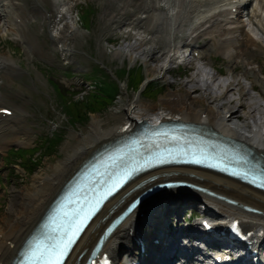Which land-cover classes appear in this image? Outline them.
Listing matches in <instances>:
<instances>
[{
	"label": "bare ground",
	"instance_id": "bare-ground-1",
	"mask_svg": "<svg viewBox=\"0 0 264 264\" xmlns=\"http://www.w3.org/2000/svg\"><path fill=\"white\" fill-rule=\"evenodd\" d=\"M251 1L249 0L247 5ZM257 3L261 6V11L264 12V0H257ZM38 4L40 5V3ZM247 5H241L236 0H107L104 3L105 7L101 15L103 22L117 25V23L124 24V21L128 20L127 23L137 26L138 29L142 28V31L149 35V37L141 36L140 40L138 39L139 42L136 41L139 47L146 46L143 47L146 50H141L144 55L143 60L145 66H147V71L154 70L160 74L161 66H158L157 63L164 56L168 55L167 53L170 50L174 49L176 43L194 46L195 49H198V52H202L200 58L208 57L207 63L213 67L214 65L211 63V57L209 56L210 53L214 52L217 54L222 52L227 63L225 73L227 79L223 84L222 82L217 83V87H221L222 85L223 91L219 96H216V94L209 96V85L205 82L197 84L198 79L196 77L201 68L198 67V70L195 71L193 67V70L190 71L192 74H189V79L183 82L184 86L190 83L191 88L180 92H166L160 99L161 107L154 111L147 109L145 107L146 103H141L139 100H131L125 103V106L115 116L114 123L109 127H103L101 119L92 116L88 132L73 137L75 142L68 141L66 155L53 166L51 173L34 177L31 186L24 191H19V195H16L10 201L11 203L7 211L11 213L10 218H7L8 221L4 222H2L3 217L0 218V264H9L16 249L23 242L24 237L39 220L46 205L52 200L58 189L74 172L77 166L89 154L99 149V146L103 143L121 136L128 128L132 129L138 123H155V120L166 117L191 121L211 131H216L223 137L226 136L241 142L251 149L258 159L260 158L264 161V123H258L257 120V123L255 120H251L250 123H244L245 117H250V114L256 108H259V102H244L242 101V97L244 98L245 95L251 93H249V89H253L257 91L256 93L261 100H264V77L260 78L259 76V73L263 74V68L258 63V55L264 52V23L258 7L252 5L249 8ZM23 7L20 0H0V21L11 25V27L16 26L20 37L26 41L27 38L24 34H29V32L26 31L25 33V29L23 28L26 17ZM244 7H247L243 15L247 16L248 24L251 23V26L255 27V30L257 29L261 34V39L259 40L252 37L253 35L251 36L245 30L246 27H243L244 21L240 18ZM34 9L36 8L33 7V11ZM139 13L141 15L138 16ZM17 17H20L19 22H17ZM64 18L66 17L62 14L58 22H64ZM47 19L49 23H57L55 20H51L50 17H47ZM66 30L64 27L60 28L57 40L58 42L63 41L62 46L65 50H69L70 47L67 46V40H71L74 37V30L72 32L70 30L67 32ZM127 37H130L129 33ZM124 39L126 40L127 38ZM137 47H133L132 49ZM4 59L1 56L0 68H5V65H12L11 62ZM152 62H154L153 66H151ZM254 63H256L257 67L252 66ZM237 65L244 66L241 75L248 79L245 80L249 81V86H246V83L243 84L244 81L241 82L239 79L233 77L232 73L238 67ZM202 66L205 67L206 65ZM186 72L187 70H185ZM207 73L209 74V72ZM229 76L230 78H228ZM199 89L202 90L203 101L208 97L210 99L213 97V99H209L210 102L206 103V105H201L190 96L191 91H198ZM2 96L0 92V100ZM216 98H218V101L222 100V102H216ZM0 108H3V106L0 105ZM137 108L138 110H136ZM7 118L20 120V118L24 117L20 112L15 116V113L12 111ZM2 121L3 117L0 114V122ZM17 122L15 120L13 123H8L5 129L13 132L12 134L18 133L21 130V124L19 121ZM3 133L6 132L0 126V139H2L0 145L8 142L2 138ZM14 137L17 139V135ZM14 137L9 141H16L13 139ZM152 174L155 175V178L150 183H146V186L156 183L162 180V178H167L168 180L185 179L202 187L205 186L214 193L227 196L235 200L236 203H231L216 195L213 196L194 188L169 187V189L150 197L147 200V204L145 202L136 207L108 236L107 240L103 243L102 251H108L113 258V264H145L148 260V253L151 250L156 251L153 256L154 259L150 261V264H154V261H156L155 264L169 263L170 258L166 256L167 252L165 248L169 250L170 246L165 245L164 248L160 245L171 241L175 237V235H172L173 233L179 232L180 234L198 237L202 235L195 233V229L193 230L184 226L180 228L175 227L173 230L174 225H182L179 222L182 208L194 207L197 204L205 207L204 211L206 213H218V217H216L217 223L226 222L227 217H236L241 222L239 223L245 231L252 232L248 238L250 239L248 244L249 250L244 257L238 256L240 251L230 247L229 244H224V241L219 238L215 241H209V244L214 249L220 251L223 258L222 264H248V261H251V258H248V253H251L253 256H259L262 259L261 264H264V194L262 192L216 172L187 166L160 168L146 173V175L138 178L135 182ZM135 182L124 186L109 201L104 203L102 209L91 219L86 229L80 235L79 240L71 249V253L65 264H70L82 249L87 251L82 255L81 260L85 257L89 251L88 248L95 239V235L103 225L101 222L102 216L108 214L109 210H112V213L109 215H113L114 211L119 207L118 205H120V199L124 191L134 185ZM146 186L143 188H146ZM186 194L190 195L191 198H185ZM166 195H169L168 199ZM130 196L132 195H128V197L125 195L122 199L129 198ZM242 204L250 205L258 209L259 212L247 211L241 207ZM200 206L198 207L202 209ZM139 211H143L141 216L137 214ZM137 236H140L141 240L140 243L135 244ZM155 240H157V243L154 244ZM203 243L208 245V241L206 240ZM121 248H124V253L127 255L124 261L118 258ZM132 250L135 252L133 253ZM176 250L178 248L172 246L168 252L172 254ZM252 250H255V252H251ZM161 255H163L162 259ZM252 264L255 263L252 262Z\"/></svg>",
	"mask_w": 264,
	"mask_h": 264
},
{
	"label": "rangeland",
	"instance_id": "rangeland-1",
	"mask_svg": "<svg viewBox=\"0 0 264 264\" xmlns=\"http://www.w3.org/2000/svg\"><path fill=\"white\" fill-rule=\"evenodd\" d=\"M34 1L35 0H20L22 7L24 5L26 6L23 7L24 12H26V17L24 19L25 26L23 28L25 29V33L26 31L29 32V34H24L27 38L26 41L20 37L19 30H16V26L11 27V25L0 21V58L2 56V59L5 58L12 64L10 66L5 65V68H0V92L3 95L0 100V105L11 108L15 116L20 112L24 117L22 119L20 118V120L7 118L0 123L1 129L3 128L4 132H6L3 133L2 138L8 141L5 142L4 145H0V218L3 217L2 222L8 221L11 216V213L7 212L11 203L10 201L14 199L16 195H19V191L21 192L29 188L34 177L51 173L53 166L66 155L68 141L73 142V137L88 132L92 116L101 119L100 121L103 127H109L114 123L115 116H117V113L125 106V103L131 100H139L141 103H146L147 105H145V107L150 111H154L161 107L160 99L166 92H180L191 88L190 83L184 86L183 82L189 79V74H192V72L187 71L185 73L182 66L178 68L175 67L172 62L168 61V57H164V60L162 59L157 63L158 66H161V70L159 71L160 74L154 70L147 71V66H145L143 60L144 55L142 53L143 49L146 50L143 47L146 46L143 45L141 48L136 41L139 42L141 36L148 37L149 35L142 31V28L138 29L137 26L127 23L128 20H125L124 24L117 23V25L103 22L101 15L105 7L104 3L107 0ZM60 1H62L63 4ZM38 3H40V5ZM82 5L87 6L92 12L89 17L90 24L88 26H84L85 24L81 22L80 12H78L79 6ZM250 5H256V0H252ZM33 7L36 8L34 11ZM62 14H64L66 18H64V22L59 23L58 20ZM139 15H141V13H139L138 16ZM261 16L264 23V15L261 14ZM47 17H50L51 20H55L57 23H49ZM17 19L20 20V17H17ZM62 26L65 30L67 29V32H69V30L70 32L74 30V37H72L71 40H67L68 45H66L70 47L69 50L64 49L62 46L63 41L58 42L57 40V35L60 28H63ZM245 30L249 31V33L253 35L252 37L261 39L260 32L257 31V29L255 30V27L251 26V24L247 23ZM128 33L130 37H127ZM124 38L127 39L125 40ZM133 47L137 48L132 49ZM210 57L214 67L210 64L208 65L207 59H203L202 62L205 63L203 65L206 66L197 73V84L199 85L203 82L207 83L210 90L209 96L215 94L219 96L223 91V86L217 87V83L222 82L223 84L227 79L225 74L227 63L222 52L217 55L210 53ZM258 61L259 65H261L260 67L263 68V74L259 73V76L263 78L264 52L258 55ZM96 62L100 64L103 70H96V76H100L104 80L116 79V76L118 77L117 71L119 68L128 70V68L131 69L140 65L142 66L143 77H158V79H154L157 84V89L151 92L149 96H146L140 94L138 91H134V89H130L126 85V79L119 77L118 94L109 108L98 112L90 111L86 122H70L68 121V116L65 115L64 111L61 109V104L58 103V98L54 92L52 82L55 81L71 90L83 91L77 92L74 95V99L81 98L82 95L86 94V92L92 88L89 86L90 80L89 82H84L83 80L85 74L94 72L95 67H93V65ZM153 65L154 62L151 63V66ZM237 66L238 67L235 68L232 73L233 77L239 79L241 82L244 81L243 84L246 83L245 85L249 86V81H246L248 79L241 75L244 66ZM252 66L257 67L256 63ZM215 70H220L222 74H218ZM207 72H209V74ZM228 78H230V76ZM256 92L257 91L253 89H249L250 94L245 95L244 98L242 97L243 100L241 99L244 102H259V108H256L255 111L250 114V117H245V124L250 123L251 120L264 123V100H261ZM190 96L201 105H206V103L213 99V97L211 99L208 97L203 101L201 89L198 91H191ZM217 99L218 98H216V102L218 101ZM220 101L222 102V100L218 102ZM136 110H138V108ZM15 120L16 123H18L17 121L20 122L21 130H19L18 133L12 134L8 129H5V127L8 123L15 122ZM260 120L261 122H259ZM16 135L17 139L14 137ZM55 135L59 136L61 140L55 147L54 152L51 155H43L39 160L41 162L31 173H28L19 165L12 166V163L6 162V153L10 147H20V145L26 148H31V146L34 145L40 147L47 138H53ZM12 137H14L16 141H9ZM1 141L2 139H0V144ZM37 153L38 152L35 154ZM200 215V212H198V216ZM182 217L188 220L187 214H185L184 211L181 218ZM193 221L195 222L196 219L193 218L190 220V223H193Z\"/></svg>",
	"mask_w": 264,
	"mask_h": 264
},
{
	"label": "trees",
	"instance_id": "trees-1",
	"mask_svg": "<svg viewBox=\"0 0 264 264\" xmlns=\"http://www.w3.org/2000/svg\"><path fill=\"white\" fill-rule=\"evenodd\" d=\"M82 22L85 25H89V14L90 10L83 7L80 10ZM87 19V20H86ZM87 24H86V23ZM98 70V69H96ZM96 70L92 73L85 74L86 78L95 80L94 90L86 92L81 98L74 99V92L69 89L62 87L60 84L54 83V90L57 93L59 99V104L68 116V121L73 123L86 122L89 117V112H98L109 108L113 104L114 99L117 96V82L114 80H101L96 76ZM119 74L122 77L127 78V84L130 88L137 89L138 85L142 79L141 69H130L127 71L125 68L119 69ZM145 94H150L154 92L156 88L152 83H148L143 88ZM61 138L55 135L53 138H47L44 143H42L39 149H31V151L20 149H12L7 162H14L15 164L22 165L24 170L31 173L37 165L41 162L39 161L43 155H51L55 147L59 144ZM43 150V151H42ZM38 152L37 154H35ZM18 160L21 162H18Z\"/></svg>",
	"mask_w": 264,
	"mask_h": 264
},
{
	"label": "snow or ice",
	"instance_id": "snow-or-ice-1",
	"mask_svg": "<svg viewBox=\"0 0 264 264\" xmlns=\"http://www.w3.org/2000/svg\"><path fill=\"white\" fill-rule=\"evenodd\" d=\"M118 178L105 194L114 191L126 179ZM99 203V201H97ZM90 212L78 213L76 219H73L64 229L63 235L51 245L37 244L28 254V264H63V258L69 250V246L74 242L75 237L81 231V228L87 220Z\"/></svg>",
	"mask_w": 264,
	"mask_h": 264
}]
</instances>
